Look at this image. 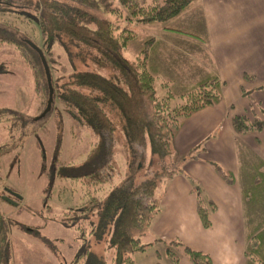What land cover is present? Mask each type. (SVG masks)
<instances>
[{
  "label": "trees",
  "instance_id": "obj_1",
  "mask_svg": "<svg viewBox=\"0 0 264 264\" xmlns=\"http://www.w3.org/2000/svg\"><path fill=\"white\" fill-rule=\"evenodd\" d=\"M194 1L197 0H117L115 8L109 0H19L17 6L10 1L0 2V42L13 46L23 62L31 68L38 96L47 100L48 87L42 62L32 44L41 50L48 64L54 89L53 104L57 102L62 105L67 117L99 138V143L87 156L89 170L83 175L88 179L84 196L91 207L68 211L62 215L60 225L81 231L80 236H84L81 229L86 224L89 235L107 244V249L111 251V264H135L134 255L152 246L153 243L143 244L141 238L159 213L155 191L159 183L181 171L177 169V163H172L170 170L160 167L161 171H153L151 167L154 162H164L171 155L172 140L180 119L217 104L223 97L222 84L218 79L204 82L179 98H174L164 85L161 88L165 91L159 95L155 79L147 68L153 40L146 41L144 49L134 59H128L125 56L126 46L137 33L100 17V14L121 13L127 22L146 27L166 24ZM7 14L16 15L15 18L22 20L21 23L32 22L36 25L40 44L34 43L25 34L22 38L14 37L12 31L19 32V28L1 20V16ZM55 46H60L67 57V64H61L63 75L57 79H54L52 72ZM90 63L108 71L110 75L79 69ZM243 79L253 81L247 75H243ZM239 90L251 100L249 93L243 88ZM171 106L175 109L171 110ZM17 115L25 117L23 114ZM115 115L121 121L129 147L128 167L119 183L111 184L104 197L99 198L97 192L100 193L102 185L112 182L113 177ZM260 115L253 114L252 120L245 115L232 116L233 132L239 136L260 133L264 128V111H260ZM32 123L34 127L31 131L37 130L43 119H33ZM13 125L10 122L11 128ZM25 125L26 121L20 124V135L29 132L23 130ZM136 147H148L151 153L148 161L150 168L143 175L139 174L144 162H141L142 155ZM41 155L44 160V153ZM44 167L42 165L43 171ZM107 168L112 173L107 172L106 178L100 179V170ZM193 191L197 194V214L206 229L210 226L209 213L214 206L201 199L196 187ZM71 214L74 216L71 217ZM6 226L0 214V264H8L9 259ZM166 245V258L170 264L179 261V256L173 252L178 249L192 264L211 262L207 254L179 241H170ZM79 257H85L86 264H107L102 257L90 254L89 250L75 257L74 262Z\"/></svg>",
  "mask_w": 264,
  "mask_h": 264
},
{
  "label": "crops",
  "instance_id": "obj_2",
  "mask_svg": "<svg viewBox=\"0 0 264 264\" xmlns=\"http://www.w3.org/2000/svg\"><path fill=\"white\" fill-rule=\"evenodd\" d=\"M140 30L125 53L133 59L153 40L147 68L158 85L169 83L178 96L218 79L223 97L178 122L175 151L187 155L200 144L203 151L184 161V172L158 185L159 213L145 236L164 246L179 241L207 254L210 264H264V128L239 136L230 122L234 115L252 120L264 111V0H197L164 26ZM194 187L214 206L206 229ZM154 250L159 260L148 264H170ZM176 264L192 263L181 256Z\"/></svg>",
  "mask_w": 264,
  "mask_h": 264
},
{
  "label": "rangeland",
  "instance_id": "obj_3",
  "mask_svg": "<svg viewBox=\"0 0 264 264\" xmlns=\"http://www.w3.org/2000/svg\"><path fill=\"white\" fill-rule=\"evenodd\" d=\"M6 1L12 2L15 6L19 4V0H0L2 3ZM109 2L112 7H117L116 0H109ZM15 17L14 14L1 16V20H6L19 28V32L12 31V35L22 38L25 34L31 37L34 43L40 44L37 26L32 22L21 23L22 20H17ZM100 17L120 27L132 29L137 33L133 40L138 34H142L140 29L143 27L127 22L125 15L121 13H101ZM140 49L141 52L144 46ZM52 56L55 59L52 72L54 79H57L63 75L61 64H67V57L60 46H55ZM125 56L131 59V52H126ZM79 69L104 76L110 75L108 71L93 63ZM67 70L71 72L69 68ZM150 75L153 77L151 73ZM157 82L155 79V87L159 95H161L160 91L164 93L165 90L161 88L164 85L174 98L193 91L176 96L170 91L169 83L161 82L158 85ZM46 101L36 93L32 70L23 62L19 52L13 46L0 42V114L15 111L16 116L17 114L25 116L19 117L18 120L15 116H5V122H0V190L9 189L21 199L17 207L0 200V214L8 226H6L8 264H86L85 257H79L74 262L75 257L83 254L85 250H89L90 254L102 257L107 264H111V251L107 249V244L89 235V227L86 224L82 225L81 229L84 236H80L81 231L60 225L62 215L68 211L91 207V203H88L89 200H86L84 196L88 189L85 184L88 179H85L83 175L89 170L86 164L87 156L97 146L99 138L67 117L63 106L57 102L53 104L45 118H42L43 123L39 124V129L31 131L33 127L28 126L27 120L32 123L33 119L38 118L45 109ZM173 108L171 106V110ZM8 120L14 123L12 128ZM113 120L115 124L112 161L114 170L112 173L107 168L100 170L99 173L100 179L106 178L107 172L112 173L113 177L112 182L101 186L102 190L100 193L97 192L99 198L104 197L111 184L119 183L128 167L129 147L122 132L121 121L116 115ZM24 121L27 125L23 130L29 132L20 135V124ZM136 149L142 155L141 162H144L139 174L143 175L150 168L148 161L151 153L148 147L144 149L136 147ZM201 151H203V144L187 155H180L172 146L171 155L164 162H154L151 169L161 171L159 168L165 167L166 170H170L171 164L177 163V169L182 173L185 164L183 161L185 159L188 161L191 156H197V153ZM41 153H44V160ZM42 165L45 166V171ZM213 166L216 169L219 168L217 164L213 163ZM72 216L74 215L71 214ZM141 241L143 244L153 243L154 248L162 254V262L167 260L168 245H158L146 236H143ZM154 248L149 246L145 252L136 253L134 260L137 264L158 261L160 256L154 255ZM173 252L179 257L184 255L181 249Z\"/></svg>",
  "mask_w": 264,
  "mask_h": 264
},
{
  "label": "water",
  "instance_id": "obj_4",
  "mask_svg": "<svg viewBox=\"0 0 264 264\" xmlns=\"http://www.w3.org/2000/svg\"><path fill=\"white\" fill-rule=\"evenodd\" d=\"M32 47L34 48V50L38 53V55L40 57V60L42 62L43 68H44L46 81H47V87H48V98H47V101H46L45 109L40 114V116H38V119H41V118L45 117L51 111V108H52V105H53L54 89H53V86H52V79H51V74H50V71H49V67H48V64L46 62V59H45L43 53L34 44H32Z\"/></svg>",
  "mask_w": 264,
  "mask_h": 264
},
{
  "label": "flooded vegetation",
  "instance_id": "obj_5",
  "mask_svg": "<svg viewBox=\"0 0 264 264\" xmlns=\"http://www.w3.org/2000/svg\"><path fill=\"white\" fill-rule=\"evenodd\" d=\"M16 112L15 111H7V112H4V113H2V114H0V122H5V116H15L16 117V119L18 120V118H19V116L17 115L16 116V114H15ZM5 115V116H4ZM43 118H45V117H43ZM36 119H38V118H36ZM42 119V118H41ZM38 120H40V119H38ZM8 122L10 123V121L8 120ZM27 122H28V126H31V127H34V124L33 123H31V121L30 120H27ZM14 124V123H13ZM13 127V126H12ZM31 129H33V128H31ZM10 133V132H9ZM0 200L2 201V202H5V203H7V204H9V205H11V206H13V207H17V206H19L18 204H19V202H20V197L17 195V194H15L13 191H11V190H9V189H5V188H3V190H0Z\"/></svg>",
  "mask_w": 264,
  "mask_h": 264
}]
</instances>
